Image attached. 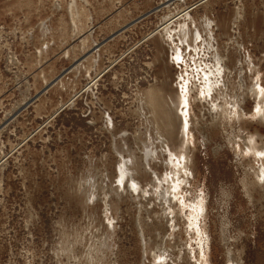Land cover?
<instances>
[{"label":"rangeland","instance_id":"1","mask_svg":"<svg viewBox=\"0 0 264 264\" xmlns=\"http://www.w3.org/2000/svg\"><path fill=\"white\" fill-rule=\"evenodd\" d=\"M263 95L264 0H0V264H264Z\"/></svg>","mask_w":264,"mask_h":264},{"label":"bare ground","instance_id":"2","mask_svg":"<svg viewBox=\"0 0 264 264\" xmlns=\"http://www.w3.org/2000/svg\"><path fill=\"white\" fill-rule=\"evenodd\" d=\"M196 38V37H195ZM218 69V68H217ZM208 70V69H207ZM212 71V70H211ZM203 73V72H202ZM221 73V72H220ZM213 74H214V77H215V73H213V71L211 72V73H203L202 75H204V78H205V80H206V83H208L209 84V86H207V89L204 91L205 93H206V95H207V93H209V91L210 90H212V86H211V89H209V87H210V83L209 82H211V76H213ZM221 76V75H220ZM188 78V77H187ZM216 78V77H215ZM221 79V78H220ZM187 80V79H186ZM185 80V81H186ZM189 80V79H188ZM184 81V80H183ZM215 81H217V80H215ZM260 81V80H259ZM188 82V81H187ZM186 83V82H185ZM203 83H205L204 81H203ZM213 83H215L214 81H213ZM204 85V84H203ZM187 85H185L184 84V86H182V87H184V90H185V87H186ZM215 86V85H214ZM213 86V87H214ZM256 86H258V85H256ZM181 87V86H180ZM214 89V88H213ZM182 90V89H181ZM180 90V91H181ZM186 90H188V89H186ZM256 90H258V89H256ZM255 90V91H256ZM183 91V90H182ZM215 91V90H214ZM183 92H185V91H183ZM189 92V91H188ZM187 92V93H188ZM213 92V91H212ZM258 92V94L260 95L261 93L263 94V90L261 89V87H260V90H258L257 91ZM186 93V92H185ZM186 93V94H187ZM205 93H203V92H201V95L202 94H204L205 95ZM182 94V93H181ZM189 94V93H188ZM187 94V95H188ZM209 94H211V93H209ZM257 94V95H258ZM183 95V94H182ZM181 95V96H182ZM185 95V94H184ZM200 95V96H201ZM203 95V96H204ZM258 95V96H259ZM189 96V95H188ZM264 96V95H263ZM183 97V96H182ZM208 97H209V95H208ZM207 97V98H208ZM211 97V96H210ZM261 99H262V97H261V95L259 96ZM258 97V98H259ZM158 99V98H157ZM161 99V98H160ZM183 100H185L186 99V97L184 98H182ZM182 99H180V98H178L177 100L175 99V98H173V97H168V99L166 100H162L163 101V103H162V108H163V112H164V121L166 122V126L167 125H173L174 124V121H175V123L178 125L177 126V129H179V126H181V134H182V136H187L188 135V133H189V128H188V130H186L187 129V127L189 126V121H190V118L188 117V112L187 111H182L181 109V106L184 104L183 103V100ZM156 100V98H155V93H153V95L151 96V101H152V103L154 104V105H156V103L158 102V100L157 101H155ZM189 101V100H188ZM264 103V102H263ZM157 104H159V103H157ZM185 105V104H184ZM213 105H215V104H213ZM258 105V104H257ZM186 107H187V105H185ZM184 106V107H185ZM186 109V108H185ZM258 109V108H257ZM260 109V111L261 112H263V115H264V108L262 107V109L261 108H259ZM191 110V109H190ZM256 111V110H255ZM259 111V112H260ZM173 112H176L175 114H176V120H174L173 121ZM182 112V113H181ZM187 118H189V120L187 119ZM184 128H185V130H184ZM176 129V130H177ZM257 145V144H256ZM250 151H251V153H254V156H255V158L256 157H258L257 159L258 160H261L263 163H264V158H263V155H264V149H255V148H251L250 147ZM247 151H249V149L247 150ZM249 151V152H250ZM148 155V154H147ZM174 155H176V154H174ZM177 156V155H176ZM172 157H173V155H172ZM179 158V157H178ZM182 159L184 158L183 156L181 157ZM184 160V159H183ZM182 160V161H183ZM178 162V161H177ZM183 163V162H182ZM175 166H176V164H174ZM173 165V166H174ZM177 165H180V163L178 164L177 163ZM187 165V164H186ZM262 166H264V165H262ZM176 167H178V166H176ZM183 168V166H180V168ZM186 167H188V165L186 166ZM176 169V168H175ZM184 169V168H183ZM188 169V168H187ZM176 172V171H175ZM185 172V171H184ZM261 172L264 174V169L263 168H261ZM190 174V173H189ZM176 178V177H175ZM165 180H166V178H165ZM172 181V180H171ZM179 184V183H178ZM174 186H173V189H176V191H177V188L179 189L180 187H177L176 188V186H178V185H176L175 186V184H173ZM181 186V185H180ZM175 187V188H174ZM170 191V190H169ZM172 196H173V194H171ZM199 203H200V201H199ZM202 203V202H201ZM201 203H200V205H199V208L201 209V210H203V206L202 207H200L201 206ZM198 206V205H197ZM199 209V210H200ZM200 210V211H201ZM192 217V216H191ZM196 217V216H195ZM195 219V218H194ZM198 222V221H197ZM175 229V228H174ZM72 247V246H71ZM70 253V252H69ZM208 264V263H207Z\"/></svg>","mask_w":264,"mask_h":264}]
</instances>
